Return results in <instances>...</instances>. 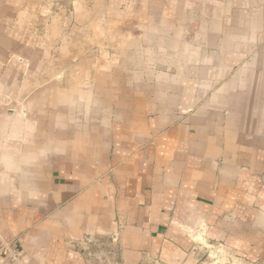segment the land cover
<instances>
[{
    "label": "crops",
    "instance_id": "crops-1",
    "mask_svg": "<svg viewBox=\"0 0 264 264\" xmlns=\"http://www.w3.org/2000/svg\"><path fill=\"white\" fill-rule=\"evenodd\" d=\"M187 4L0 0V264L264 254V0Z\"/></svg>",
    "mask_w": 264,
    "mask_h": 264
},
{
    "label": "rangeland",
    "instance_id": "rangeland-1",
    "mask_svg": "<svg viewBox=\"0 0 264 264\" xmlns=\"http://www.w3.org/2000/svg\"><path fill=\"white\" fill-rule=\"evenodd\" d=\"M119 4L122 5L123 0H116ZM148 3L155 6L160 12L157 13L158 17L164 16V19L170 18L172 13L177 14L180 12V15L188 10L189 0H146ZM191 1V0H190ZM54 3L46 8V16H53L55 11L52 8ZM68 9V19H74L73 9L67 7ZM211 243V244H209ZM197 245H199V264H264V254H260V258L251 259L250 255L246 254H237L228 248H222L216 242H205L203 239L197 240ZM210 245V246H209Z\"/></svg>",
    "mask_w": 264,
    "mask_h": 264
},
{
    "label": "built area",
    "instance_id": "built-area-1",
    "mask_svg": "<svg viewBox=\"0 0 264 264\" xmlns=\"http://www.w3.org/2000/svg\"><path fill=\"white\" fill-rule=\"evenodd\" d=\"M0 253L5 257H9V258H12L14 260H18L16 258L15 252L10 247V244L8 242H5L1 238H0Z\"/></svg>",
    "mask_w": 264,
    "mask_h": 264
}]
</instances>
